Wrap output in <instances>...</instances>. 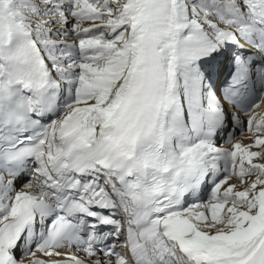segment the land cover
<instances>
[{
	"label": "snow or ice",
	"instance_id": "6c2138e0",
	"mask_svg": "<svg viewBox=\"0 0 264 264\" xmlns=\"http://www.w3.org/2000/svg\"><path fill=\"white\" fill-rule=\"evenodd\" d=\"M0 264H264V0H0Z\"/></svg>",
	"mask_w": 264,
	"mask_h": 264
}]
</instances>
